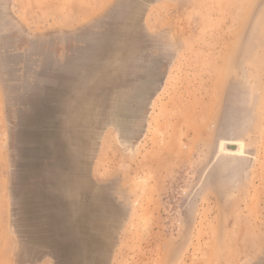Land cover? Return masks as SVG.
Masks as SVG:
<instances>
[{
    "label": "rangeland",
    "instance_id": "374dc122",
    "mask_svg": "<svg viewBox=\"0 0 264 264\" xmlns=\"http://www.w3.org/2000/svg\"><path fill=\"white\" fill-rule=\"evenodd\" d=\"M0 264H264V0H0Z\"/></svg>",
    "mask_w": 264,
    "mask_h": 264
},
{
    "label": "bare ground",
    "instance_id": "6f19581e",
    "mask_svg": "<svg viewBox=\"0 0 264 264\" xmlns=\"http://www.w3.org/2000/svg\"><path fill=\"white\" fill-rule=\"evenodd\" d=\"M95 103V102H94ZM51 106V105H50ZM71 107V106H70ZM78 107V106H77ZM76 107V108H77ZM80 107V106H79ZM82 108V107H81ZM80 108V109H81ZM94 108V107H93ZM71 109V108H70ZM67 110V109H66ZM78 110V109H77ZM88 111V110H87ZM63 114V113H62ZM77 115V114H76ZM91 115V114H90ZM84 118V117H83ZM86 118V117H85ZM52 119L53 118H51V121H52ZM94 121V120H93ZM51 123V122H50ZM87 123V122H86ZM88 124H89V122H88ZM58 126V125H57ZM70 135V134H69ZM74 135V134H73ZM67 137V136H66ZM87 137V136H86ZM53 138V137H52ZM68 138V137H67ZM80 138V137H79ZM54 139V138H53ZM230 143H232V144H236V143H233V142H231V141H228V140H222V141H220V143H219V151H220V154H226V155H242L243 154V152H244V143H242V142H237L238 143V145L240 146L239 147V151L237 150V152L235 151V150H225V145L226 144H230ZM57 144V143H56ZM45 145H47V144H45ZM89 145V144H88ZM237 145V144H236ZM44 147V146H43ZM35 150V149H34ZM38 151V150H37ZM46 151V150H45ZM74 153V152H73ZM52 154V153H51ZM218 154V153H217ZM81 156V155H80ZM39 157V156H38ZM47 157V156H46ZM48 158V157H47ZM36 163V162H35ZM80 164V163H79ZM74 165V164H73ZM75 167V166H74ZM47 168V167H46ZM71 168V167H70ZM76 169V168H75ZM44 170V169H43ZM70 171V170H69ZM41 173V172H40ZM64 179V178H63ZM62 179V180H63ZM74 179V178H73ZM68 180V179H67ZM30 182V181H29ZM65 182V181H64ZM67 182V181H66ZM38 187H40V186H38ZM27 188V187H26ZM34 188V187H33ZM32 188V189H33ZM27 191V190H26ZM31 191V190H30ZM33 191V190H32ZM39 194V193H38ZM41 197V196H40ZM32 200V199H31ZM47 200V199H46ZM33 201V200H32ZM34 202V201H33ZM42 202V201H41ZM48 202V201H47ZM76 202V201H75ZM75 204H77L76 206L78 207V204L79 203H75ZM38 206V205H37ZM33 207V206H32ZM28 209V208H27ZM79 209H81V208H79ZM53 214V213H52ZM80 214V213H79ZM39 216V215H38ZM79 216V215H78ZM84 218V217H83ZM52 219H54V218H52ZM48 221V220H47ZM78 221H79V219H78ZM50 222V221H49ZM74 223V222H73ZM43 226V225H42ZM47 226V225H46ZM49 228V227H48ZM79 237V236H78ZM84 239V238H83ZM87 243V242H86ZM87 246V245H86ZM92 246V245H91ZM90 246V247H91ZM91 250V249H90ZM84 256V255H83ZM86 256V255H85ZM84 258V257H83Z\"/></svg>",
    "mask_w": 264,
    "mask_h": 264
},
{
    "label": "water",
    "instance_id": "95a60500",
    "mask_svg": "<svg viewBox=\"0 0 264 264\" xmlns=\"http://www.w3.org/2000/svg\"><path fill=\"white\" fill-rule=\"evenodd\" d=\"M225 149L226 150H235V151H237L239 149V146L236 145V144L230 143V144H226L225 145Z\"/></svg>",
    "mask_w": 264,
    "mask_h": 264
},
{
    "label": "crops",
    "instance_id": "0c3cea01",
    "mask_svg": "<svg viewBox=\"0 0 264 264\" xmlns=\"http://www.w3.org/2000/svg\"><path fill=\"white\" fill-rule=\"evenodd\" d=\"M34 99V97H32Z\"/></svg>",
    "mask_w": 264,
    "mask_h": 264
}]
</instances>
